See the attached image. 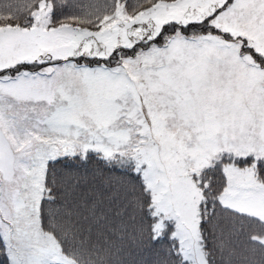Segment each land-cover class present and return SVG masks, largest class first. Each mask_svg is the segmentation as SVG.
Segmentation results:
<instances>
[{"label":"snow or ice","instance_id":"1","mask_svg":"<svg viewBox=\"0 0 264 264\" xmlns=\"http://www.w3.org/2000/svg\"><path fill=\"white\" fill-rule=\"evenodd\" d=\"M0 264H264V0H0Z\"/></svg>","mask_w":264,"mask_h":264}]
</instances>
